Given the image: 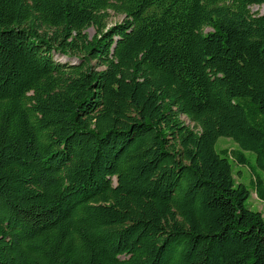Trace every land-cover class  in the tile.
<instances>
[{"label": "trees", "instance_id": "16d2710c", "mask_svg": "<svg viewBox=\"0 0 264 264\" xmlns=\"http://www.w3.org/2000/svg\"><path fill=\"white\" fill-rule=\"evenodd\" d=\"M253 6L0 0V264H264Z\"/></svg>", "mask_w": 264, "mask_h": 264}, {"label": "rangeland", "instance_id": "374dc122", "mask_svg": "<svg viewBox=\"0 0 264 264\" xmlns=\"http://www.w3.org/2000/svg\"><path fill=\"white\" fill-rule=\"evenodd\" d=\"M250 10H251V13L262 14L264 11V8L258 7V6H253L250 8ZM110 15L111 16L107 20V27H110L112 24L118 23L123 19L122 16L114 15L113 13H110ZM86 33L89 37H92L96 33V29L94 27H91L86 31ZM54 59L58 62H63V63L64 62H68V63H76L77 62V60L72 56L66 57V56L60 55L58 53H55ZM182 119L185 121V123L187 125H189L190 127H193V124L190 123L188 119H186L185 117H182ZM219 147L220 148L235 149L237 146L230 139L220 138L217 142V148H219ZM244 154L247 158L248 164L246 166L235 165L234 166V172L241 171V174H239V175L235 174V178L238 181H240V182H242L248 186L249 182H250V177H252V173H251V170L249 169V167H251V166L254 167L255 154L252 152H244ZM248 204L250 205L252 210L261 212L263 214V217H264V202L260 201L256 197L255 193L251 194V197L248 201Z\"/></svg>", "mask_w": 264, "mask_h": 264}]
</instances>
